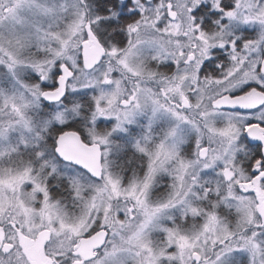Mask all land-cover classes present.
Instances as JSON below:
<instances>
[{
    "label": "snow or ice",
    "instance_id": "1",
    "mask_svg": "<svg viewBox=\"0 0 264 264\" xmlns=\"http://www.w3.org/2000/svg\"><path fill=\"white\" fill-rule=\"evenodd\" d=\"M0 264H264V0H0Z\"/></svg>",
    "mask_w": 264,
    "mask_h": 264
}]
</instances>
